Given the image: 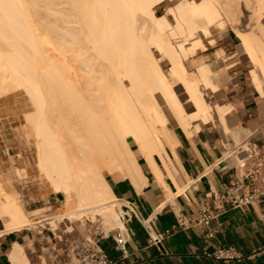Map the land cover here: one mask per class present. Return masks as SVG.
I'll use <instances>...</instances> for the list:
<instances>
[{
  "label": "bare ground",
  "instance_id": "6f19581e",
  "mask_svg": "<svg viewBox=\"0 0 264 264\" xmlns=\"http://www.w3.org/2000/svg\"><path fill=\"white\" fill-rule=\"evenodd\" d=\"M166 1L174 6L157 14L155 7ZM240 2L254 23L235 35L252 65L251 82L263 95L264 0H0V95L18 89L29 94L35 109L25 116L37 167L63 195L54 215L31 222L22 197L7 191L10 182L0 176L2 231L36 222L57 229L59 221L89 218L106 232L123 228L121 201L105 173L141 188L145 176L136 152L169 194L165 172L181 191L166 151L177 158L178 139L162 106L187 134L193 120L199 119V129L217 118L238 136L239 128L231 130L226 120L231 103L206 99L204 90L221 87L211 64L193 60L190 71L186 62L205 47L200 34L209 37L211 27L238 20ZM163 59L168 71L160 66ZM22 247L16 244L11 253L15 264H29Z\"/></svg>",
  "mask_w": 264,
  "mask_h": 264
},
{
  "label": "crops",
  "instance_id": "0c3cea01",
  "mask_svg": "<svg viewBox=\"0 0 264 264\" xmlns=\"http://www.w3.org/2000/svg\"><path fill=\"white\" fill-rule=\"evenodd\" d=\"M223 88L211 92L218 93ZM220 97L225 101L223 103L232 105L226 120L231 130L239 128V140H236L233 131L224 129L217 118L214 122L200 123L199 129H196L199 119L193 120L191 134L180 128L173 118V124L168 119V126L173 128L178 139L175 146L178 159L169 147L166 151L174 163L176 177L182 181L181 191L165 172L164 180L171 191L169 194L142 156L137 158L145 176L141 188H136L126 177L106 174L117 198L133 202L140 218L150 220L151 230L159 232L170 229L159 245H149L145 226L133 217L126 223L129 232L127 257H122L111 237L100 239L102 248L112 259L111 264H264V197L253 204L239 207L226 205L222 210H213L215 215L208 225L190 224L184 228H172L177 223V215L182 214L188 222L205 206V199H210L213 192L223 191L224 182L239 176L241 168L233 152L238 142L243 139L264 140V95H260L254 87L244 88L235 80L229 91ZM186 102H189L187 98ZM60 206L61 202L50 207ZM29 208L41 209L44 206L31 205ZM2 227L4 225L0 220V231L4 230ZM50 239L47 230L39 233L29 226L2 231L0 264H15L10 256L16 244L23 246L28 262L37 257L45 259V252L41 248ZM220 246H233L244 254V258L240 261L217 259L212 254Z\"/></svg>",
  "mask_w": 264,
  "mask_h": 264
},
{
  "label": "rangeland",
  "instance_id": "374dc122",
  "mask_svg": "<svg viewBox=\"0 0 264 264\" xmlns=\"http://www.w3.org/2000/svg\"><path fill=\"white\" fill-rule=\"evenodd\" d=\"M170 6L173 7L174 2L166 1L157 5L155 7V12L157 14H164ZM248 10L245 5L240 2V12L238 14V20L235 21V23L232 24L226 20L222 26L211 27L209 37H205L200 34L199 36L201 37L205 47L198 49L194 57L187 59V62L185 61L187 68L189 67L188 69L190 71L194 70L192 67H196V65L195 67L193 65L194 61H199L201 59L202 62L206 61L211 64L218 77L221 87H224L218 93H213L209 89L204 90L206 93V99L211 104L225 102L220 96L221 94L229 91L235 80L240 82V85L244 86V88L254 87L251 79L249 80V70L251 64L246 58V55L243 53L239 44V38L235 35L237 30H247L251 28L252 23H254L253 19H251L253 22L250 20L251 13L250 10L249 12ZM167 17L170 22L174 21L172 15H167ZM154 53L156 56H160L159 52L155 49ZM230 62L234 63V65L227 67L226 63ZM160 66L163 70L168 71L170 63L167 59H163L160 62ZM176 88L179 90L180 86H176ZM27 94L28 93L24 89H18L0 95V176H2L3 182H10V184L6 187L7 191L16 190L15 192H18L17 195L22 197L21 200L23 201L27 217L31 220V222H34L36 219H40L48 215H54L56 208H51L50 206L55 203L60 204L63 197L60 198L58 196L62 193L54 191L50 181H48L46 176L41 173L37 167V157L34 144L35 137L32 127L30 126V122L26 119V116L32 114L35 108L32 101L29 100V94ZM181 98L185 102L186 95L182 93ZM184 104L187 111H191L193 109L191 102H186ZM162 107L166 112L168 119L171 121L173 117L171 116L170 111L165 105ZM171 124H173L172 121ZM235 138L236 140H239L238 136ZM132 144L133 143H131V145ZM136 154L138 157L139 154L137 152ZM106 174L107 173H105V175ZM37 199H41L40 202H33ZM47 199H49L48 202H46ZM31 205H42L44 208L38 209L37 211L32 212V214L30 213L31 209L29 208ZM85 219L87 218L85 217ZM87 220L93 222L90 218ZM87 220H76L73 222L69 220L59 221L57 228L67 226V228L70 229V227L73 226L75 229L82 230L85 226H90V223H88ZM99 223V221H94L92 224V230L95 228L105 230ZM50 225L44 224L43 226H39V223L37 222L36 225L35 223L34 225L31 224L35 231H40L42 229L43 231H46V228L50 227Z\"/></svg>",
  "mask_w": 264,
  "mask_h": 264
},
{
  "label": "built area",
  "instance_id": "2783aa9c",
  "mask_svg": "<svg viewBox=\"0 0 264 264\" xmlns=\"http://www.w3.org/2000/svg\"><path fill=\"white\" fill-rule=\"evenodd\" d=\"M263 139V138H262ZM233 152L241 168L239 176L222 184L223 191L213 192L210 199H205V206L200 209L188 222L182 214L177 215V223L172 228L187 227L188 225H208L214 217L213 210H222L226 205L239 207L253 204L264 197V140L243 139L234 148ZM229 155V154H228ZM122 220L124 227H116L106 232L103 229L93 228V222L87 220L90 226L78 230L73 226L57 229L46 228L50 241L41 250L45 252V259L32 260L29 264H111L108 256L100 244V239L111 237L122 257H127V238L129 235L126 223L133 217L141 221L148 232V244L159 245L170 229L154 232L151 230L150 220L140 218L137 206L120 199ZM39 233H44L43 229ZM212 235V233H209ZM212 256L217 259L237 260L244 258V254L233 246H220Z\"/></svg>",
  "mask_w": 264,
  "mask_h": 264
},
{
  "label": "water",
  "instance_id": "95a60500",
  "mask_svg": "<svg viewBox=\"0 0 264 264\" xmlns=\"http://www.w3.org/2000/svg\"><path fill=\"white\" fill-rule=\"evenodd\" d=\"M58 196H59L60 198H62V197H63V195H62V194H59Z\"/></svg>",
  "mask_w": 264,
  "mask_h": 264
},
{
  "label": "trees",
  "instance_id": "16d2710c",
  "mask_svg": "<svg viewBox=\"0 0 264 264\" xmlns=\"http://www.w3.org/2000/svg\"><path fill=\"white\" fill-rule=\"evenodd\" d=\"M132 146H134V145L132 144Z\"/></svg>",
  "mask_w": 264,
  "mask_h": 264
}]
</instances>
